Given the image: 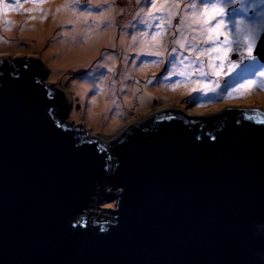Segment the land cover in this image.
<instances>
[{"label": "water", "instance_id": "water-1", "mask_svg": "<svg viewBox=\"0 0 264 264\" xmlns=\"http://www.w3.org/2000/svg\"><path fill=\"white\" fill-rule=\"evenodd\" d=\"M48 72L0 62V264H264V110L164 108L103 138Z\"/></svg>", "mask_w": 264, "mask_h": 264}, {"label": "rangeland", "instance_id": "rangeland-1", "mask_svg": "<svg viewBox=\"0 0 264 264\" xmlns=\"http://www.w3.org/2000/svg\"><path fill=\"white\" fill-rule=\"evenodd\" d=\"M62 1L64 0H19V3L12 4L11 0H0V62L22 57L45 59L49 64V72L44 80L56 81L70 101L71 107L66 121L75 126L81 125L90 135L114 138L136 125L138 120L142 121L164 108L184 111L193 117H210L232 107L251 106L264 110V90L243 87L249 81L264 82V76L261 75L264 73V62L255 55V50V58L249 59L246 51L242 48L237 51V45L233 43L229 61L236 67L229 71V61H226L219 76H200L198 67H203L205 72L211 73L207 70L209 59L202 57L198 61L196 56L199 51L210 45L199 44L198 40L193 41V36L189 37L187 33L189 47L179 49L176 46L181 54L175 53L177 58L181 57L186 62L185 65H188L186 69L182 66L184 70L180 71H184L185 75L181 76L177 75V72H170L175 67V63H170L174 55L171 52L173 47L171 41L179 39L173 36L172 31H169L163 40L169 51L162 58L142 55L139 49L145 41H139V44L135 43L134 48H131L128 42L133 41L136 34L141 36L144 31L150 32V29L141 23L142 20L147 19L146 16L138 9L142 3L141 9L144 13L152 11L148 0H116V3H113L116 7L115 27L111 28L113 22L107 24L106 20H104L106 24L98 27L96 34L102 33L101 37H105L104 42L101 41V46L93 55L83 52L81 45L75 47L74 40L65 41L63 37L58 40V42L65 41L63 45L55 43L52 37L46 38L40 45L36 32L40 34L47 33L49 29L53 30L52 12L49 9ZM243 1L245 5H241ZM109 2L110 0H80L77 8L80 14L100 15L109 13ZM167 2L170 4L172 1L167 0ZM5 3L9 4L7 9L4 8ZM157 4H165V0H157ZM224 6L227 13L224 19L229 26L226 32L232 40L236 38L239 21L251 23L264 14V0H225ZM38 8H41L40 11ZM233 20L237 24H233ZM130 21L134 23L127 24ZM8 22H11L10 29ZM257 22L262 24L260 20ZM30 24H35L36 30H32ZM175 25L174 20L173 26ZM72 29L73 23L66 22L55 27L54 31L63 33L66 30L71 32ZM194 36H198V33H194ZM123 40L128 44L127 50L123 46ZM149 42L154 43V41ZM83 44L86 45L85 42ZM193 47L196 51L192 50ZM78 52L86 54L82 56L83 59H90L87 65H84L82 60L80 62L71 60ZM109 60L114 63L109 64L107 62ZM216 61L217 64L220 63L219 60ZM189 73L195 74L189 76ZM122 75L125 76L126 83L120 86ZM91 78L98 79L103 85L98 87L90 85L83 94L81 88L89 83ZM215 79H220V82L216 83ZM196 81L214 85L210 89L215 90L192 89L189 92H182L179 88L175 89L177 85ZM110 84L114 85V89L112 95H107L102 89L110 87ZM235 89H241L247 94L241 96L235 93ZM228 92L234 93L232 98L227 95ZM99 99L101 101H97ZM92 101L97 104L95 109L92 108ZM111 190L112 188L105 189L107 192ZM106 196L107 194L98 195L94 208L103 210L109 205L116 206V201L108 202ZM96 214L102 215V212Z\"/></svg>", "mask_w": 264, "mask_h": 264}, {"label": "snow or ice", "instance_id": "snow-or-ice-1", "mask_svg": "<svg viewBox=\"0 0 264 264\" xmlns=\"http://www.w3.org/2000/svg\"><path fill=\"white\" fill-rule=\"evenodd\" d=\"M74 2L79 3L80 0H74ZM148 2L152 11L145 13L147 19L142 20L141 23H144L145 27L150 29V32L144 31L140 37L133 38L134 43L145 41L139 49L142 55L158 58L164 57L169 49L164 45L163 40L166 38L167 33L172 31L174 37H179V39H173L171 41L173 45L171 52L174 55H172L170 63H175L177 60L175 55L177 52L176 46H178L179 49H186V45L189 43L186 31H190L198 33V36L192 37L193 41L198 40L199 44L210 45L203 51H199L196 59L200 61L202 57H208L209 67L212 69V72H205L202 67H198L197 71L200 76H219L220 70L224 68V62L229 61V55L233 50V43L237 45V51L242 48L246 51L249 59L255 58L254 50L261 34L264 33V24L241 28L239 25L244 24L241 20L236 27L237 36L235 40L229 39V34L226 32L229 26L224 19L227 15L224 6L225 0H172L170 4L165 0V4L161 5L157 4V0H148ZM11 3L17 4L19 0H11ZM113 3H116V0H113ZM8 7L9 4L5 3L4 8L7 9ZM70 7V4H65L63 9H58V11L66 10ZM174 20L176 21L175 27L173 26ZM232 23L237 24L235 20H233ZM8 26L10 29L11 22H8ZM157 37H159V39H157ZM221 37H223V39H221ZM149 41H154V43ZM192 50L196 51V48L193 47ZM216 60H219L220 63H215ZM179 63L185 68L188 67V65H185L183 59H180ZM235 67L236 65L229 61L228 70L231 71ZM176 74L183 76L185 72L180 71ZM193 74L195 73H189V76ZM261 75L264 76V73H261ZM196 83L199 84V81H196ZM205 87H207V85H205ZM243 87H256L259 90H264V82L249 81V83ZM209 90L214 91L215 89ZM234 91L241 96L247 94L241 91V89H235ZM227 95L232 98L234 93L228 92ZM248 118L252 119L253 117L249 116ZM259 122L264 123V119ZM76 223L81 226H87V220L84 217H81Z\"/></svg>", "mask_w": 264, "mask_h": 264}, {"label": "bare ground", "instance_id": "bare-ground-1", "mask_svg": "<svg viewBox=\"0 0 264 264\" xmlns=\"http://www.w3.org/2000/svg\"><path fill=\"white\" fill-rule=\"evenodd\" d=\"M44 1H46V0H44ZM103 1H105V0H103ZM65 4H70L71 7L66 9V10L58 11V9H63V6ZM79 4H80V2L79 3H75L74 0H64V1H62V3H59L57 5L55 4L54 6H52L53 8L49 9L52 12L51 27L53 28V30L49 29V31L47 33L46 32H41L40 34L36 32V35H37L36 38H37V40H39L40 45H41V43H43V41L46 38L52 37L54 42L57 43V44L60 43V45L61 44L63 45L66 40L67 41L74 40L73 45L75 47H77L78 45H81L82 46L81 47L82 51L85 52V53H88V54H92L93 55L96 52L95 50L97 48L99 49V47L101 46V43L104 42L103 39H104L105 36L101 37L102 33L96 34V32L98 31V27L102 26L103 24H106V22L108 24L111 21L113 22V24H112V26L110 25V27L111 28L115 27L114 26L115 25V23H114V15H115V12H116V7H114V4H113L112 0H110V2L108 3V5L110 4L109 5V10H108L109 13H103V14H100V15H89V14H86V13H83V14L79 13L78 8H77L79 6ZM142 5L143 4L140 3V6L138 7V9L140 10V13L145 15L144 10L141 9V7H143ZM241 5H245V2L244 1L241 2ZM40 9L41 8H38V11H40ZM42 10H43V13H45V8H43ZM40 16H42V15H40ZM143 18L145 19L144 16H143ZM31 19H33V17ZM104 20H106V22ZM258 20H260L262 22V24H263L264 23V14L261 16V18L257 19L254 22L252 21L251 23H249V22H244L243 21L244 24L243 25H239V26L241 28H245V27H248V26L260 25L259 22H257ZM66 22L67 23H73V29L74 30L72 29L71 32L66 30V31H63V33H60V32L56 33L54 31L55 27H57L60 24H66ZM133 23H134V21H130L127 24H133ZM30 26H31L32 30H36L35 29V24H30ZM187 33H188L189 37L194 36L193 32H187L186 31V34ZM235 36H237V33L235 34ZM62 37L65 38V41L64 42H58V40L60 38H62ZM135 37H140V36L138 34H136ZM233 37L234 36H232V38ZM84 42L86 43V45L83 44ZM67 43H70V42H67ZM128 43L131 44V48H134L135 43L133 41H129ZM126 45L128 47V44L126 43V40H123V46H124L125 50H127ZM188 47L189 46L186 45V49ZM177 52H178V55L181 54L179 52V49L177 50ZM83 55H86V54H81V53L78 52L76 57L73 56L71 58V60H73V61L79 60V62H80V60H82L81 62L84 65H87L88 64V60H90V59H83V57H82ZM180 59H181V57L178 56V58H177V60H176V62L174 64L175 67H173L170 70V72L173 73V72H179L180 70H184V68H183L184 66L179 63ZM107 62L109 64L114 63L112 60H109ZM215 63H217V61H215ZM207 65H208L207 66V70L209 72H212V69L209 67V60L207 61ZM203 70H205V69L203 68ZM120 81H121L119 83L120 86H122V85H124L126 83L124 75H122V80H120ZM214 81L216 83H218V82H220V79H215ZM90 85L94 86V87H98L99 85H103V82L99 81L96 78H91L89 83H87L85 86H82L81 89H83V92H82L83 94H84V92L87 91V89L90 87ZM205 85H207V87H205ZM213 86L214 85L210 86V84H205L204 82L200 81L199 84L194 82V83H185V84L177 85V86H175L176 87L175 89L179 88V89L182 90V92H189L192 89L208 90V89L212 88ZM252 88L254 90H256V87H252ZM113 89H114V85L110 84V87L102 89V92L107 94V95H112ZM106 91H107V93H106ZM101 99H99L97 101H101ZM93 102L94 101H92V108L95 109L97 107V104H96V102L95 103H93ZM157 111H159V110H157ZM140 121H141V119L138 120L136 123H139Z\"/></svg>", "mask_w": 264, "mask_h": 264}, {"label": "trees", "instance_id": "trees-1", "mask_svg": "<svg viewBox=\"0 0 264 264\" xmlns=\"http://www.w3.org/2000/svg\"><path fill=\"white\" fill-rule=\"evenodd\" d=\"M65 113H66V110L62 114H65Z\"/></svg>", "mask_w": 264, "mask_h": 264}]
</instances>
